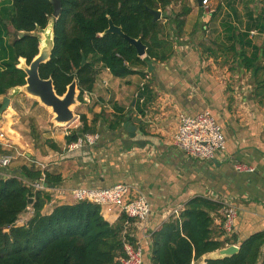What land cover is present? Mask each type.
<instances>
[{
  "label": "crops",
  "instance_id": "1",
  "mask_svg": "<svg viewBox=\"0 0 264 264\" xmlns=\"http://www.w3.org/2000/svg\"><path fill=\"white\" fill-rule=\"evenodd\" d=\"M10 1L0 0V13L11 6L7 4ZM243 2H249V5H238L244 23L245 8L249 9L247 12L252 11L254 19L261 18V30L253 29L250 39L264 48V0ZM191 9L184 19L182 34L174 39L173 57L164 63H152V71H148L151 77L144 91H140L143 76L120 79L112 76L108 69H102L93 92H85L88 94L83 95L80 103L82 116L87 118L88 126L100 133L93 148L68 152L65 136L72 130L55 131L48 134V139L59 150L50 144L48 155L38 154L39 161L33 160V154L28 153V161L22 162L13 145H9L22 146L23 138L15 125L18 113L10 95H6L11 99L10 108L0 121L3 126L0 132L5 136L0 144L7 155L14 158L9 168H0L1 178L19 177L20 168L33 167L35 161L60 177L61 181L52 187L103 189L125 183L134 187L135 196L146 197L151 205V216L145 230L137 222L128 228L144 249L143 264H151L152 235L170 218H175V210L183 209L197 197L221 206L230 202L236 208L237 218L231 233H222L221 211L211 213L215 234L230 243L226 248L240 247L252 235L264 233V89L256 86L252 72L231 73L227 67H222L221 59L216 61L204 54L203 46L210 45L215 31L221 34L222 30L218 20L209 24V14H198L199 7ZM8 31L5 40L10 43L14 34L12 25ZM241 75L247 77L241 83L243 86L224 85L225 80H238ZM261 81H264V72ZM6 96L0 97V102ZM205 111H209L221 126L226 140V152L210 161L193 158L174 144L180 126L179 116L195 117ZM121 114L132 119L128 122L136 127V138H131L124 129L125 123L111 129L105 120ZM238 163L255 171L239 172L235 167ZM35 168L38 169L37 165ZM52 196L56 195L52 193ZM65 202L48 203L43 214H51L58 205L75 204L70 195ZM102 215L110 224L121 217L116 211L108 210H102ZM263 256L264 245L258 264L262 263ZM210 257L208 254L195 264H206Z\"/></svg>",
  "mask_w": 264,
  "mask_h": 264
},
{
  "label": "trees",
  "instance_id": "2",
  "mask_svg": "<svg viewBox=\"0 0 264 264\" xmlns=\"http://www.w3.org/2000/svg\"><path fill=\"white\" fill-rule=\"evenodd\" d=\"M142 1L62 0L60 16L54 20V49L50 60L40 67L41 78H51L59 96H63L76 79L81 102L85 92H93L102 69H108L115 78L132 75L144 78L149 63L171 59L174 44L165 35L161 20L154 22L147 9L161 10L164 14L163 10L172 1ZM7 4L11 6L0 13V61H3L0 64V97L26 85L27 75L18 68L20 59L30 64L39 54L40 38L32 34L46 30L54 13L49 0H11ZM239 4L249 5V2L217 0L209 14V24L218 20L222 31L221 34L215 31L214 40L203 46V52L216 61L221 59L222 67H227L231 73L252 72L256 86L264 89V81H261L264 48L250 39L253 29L261 30V18L254 19L252 11L247 12L249 9L245 8L244 23ZM191 10L185 7L172 21L178 34H182L184 19ZM110 19L128 36L142 39L147 48L144 58L139 57L136 48L121 36L103 35ZM9 25L14 30L10 43L5 40ZM25 33L29 35L21 37ZM80 120L82 128L66 136L67 145L84 134L96 132L88 126L85 116ZM105 120L111 129L132 121L124 114ZM51 147L60 149L55 144ZM0 154H8L1 144ZM40 176L35 166H22L19 177H0V264H122L125 243L127 240L135 242L129 229L126 230V216L110 224L103 217L102 208L89 202L58 205L51 214L44 215L43 209L50 203L51 194L34 193L26 183ZM46 177L51 186L61 181L50 172H46ZM27 207L32 208L33 216L26 225L19 226L17 222ZM221 208L220 204L204 197L189 201L179 218H170L152 235L151 264H194L207 254L226 248L230 243L215 234L211 216ZM263 245L264 233H257L241 243L238 253L207 259L206 263L258 264ZM261 264H264V256Z\"/></svg>",
  "mask_w": 264,
  "mask_h": 264
},
{
  "label": "built area",
  "instance_id": "3",
  "mask_svg": "<svg viewBox=\"0 0 264 264\" xmlns=\"http://www.w3.org/2000/svg\"><path fill=\"white\" fill-rule=\"evenodd\" d=\"M210 1L203 0L202 2V6H205L207 14H211L214 10ZM150 77V73H147L141 83L140 91L145 90ZM87 94L85 93L84 95ZM179 121L180 126L174 136V144L187 155L199 160L210 161L215 159L217 155L226 152V140L222 128L209 111H205L195 117L181 114ZM4 138V133L0 132V139L4 140ZM99 139L100 133H87L69 144L66 149L68 152H74L84 148L91 149L98 143ZM13 159L12 155L0 154V168H9ZM34 163L35 166L37 165L38 170H40L41 176L35 180L26 181V183L34 193H50V203H67L65 199L70 195L75 203L89 202L99 205L102 210H108L110 212L116 211L120 216L125 215L127 218L125 223L126 230L133 222L141 223L143 230H145L151 216V205L146 197L134 195L133 186L119 183L103 189L79 187L67 190L56 188L47 182L46 172H49L48 167L38 162ZM235 167L239 172L251 173L255 171L254 168L240 163L236 164ZM52 193L56 196H52ZM181 210L183 209L175 210L173 216L179 218ZM220 211L223 216L222 229L226 233H231L237 218L236 208L233 204L227 202L222 206ZM32 216V208L27 207L26 212L20 216L17 224L19 226L26 225ZM131 237L133 236L131 235ZM125 254V258L122 259V264L144 263V249L136 241L131 243L127 240L125 243Z\"/></svg>",
  "mask_w": 264,
  "mask_h": 264
},
{
  "label": "water",
  "instance_id": "4",
  "mask_svg": "<svg viewBox=\"0 0 264 264\" xmlns=\"http://www.w3.org/2000/svg\"><path fill=\"white\" fill-rule=\"evenodd\" d=\"M53 7L54 13L52 19H58L62 10V0H49ZM203 0H198L200 6H202ZM141 3L143 1L141 0ZM149 13L153 16L154 22L160 21L162 19V12L159 10L147 9ZM51 24V20L47 29ZM51 34L47 37L43 42L40 40V49L39 54L33 59L30 64H27L26 60L20 59L21 64L18 68L22 69L27 77H26V85L23 87H17L13 93L16 91H24L31 97H34L39 100L41 104L45 107L51 109L52 113L54 114V122L57 124L62 125H69L74 122L75 120V113L73 111V107L78 104V98L80 95V91L78 89V82L75 79L68 87L67 91L63 96H59L55 90L54 82L51 78L49 79H42L40 76V67L41 65L47 63L51 56L54 49V22L51 24ZM46 29V30H47ZM39 30V29H38ZM44 30V32L46 31ZM39 32V31H38ZM38 32H34L33 36H38ZM43 32V31H41ZM105 34H116L121 36L124 40H126L131 46L136 48L137 55L141 58H144L147 53L146 45L142 42V39H134L127 34H125L121 27H118L114 24V22L110 19L109 20V28L103 33ZM28 33L21 34V37L28 36ZM86 61H83V65ZM149 72L152 71V63L148 64ZM22 89V90H21ZM12 90V91H13ZM11 99L10 97L6 96L3 99L2 105L0 107V119L2 118L5 111L10 107ZM124 129L129 133L131 138H136V127L132 125L131 122H126L124 124ZM144 143V142H138ZM32 200L30 201V204ZM240 247L236 245H231L227 248L218 250L211 254L210 259H221L225 257L232 256L238 253ZM208 255V254H207Z\"/></svg>",
  "mask_w": 264,
  "mask_h": 264
},
{
  "label": "rangeland",
  "instance_id": "5",
  "mask_svg": "<svg viewBox=\"0 0 264 264\" xmlns=\"http://www.w3.org/2000/svg\"><path fill=\"white\" fill-rule=\"evenodd\" d=\"M171 1L172 4L163 10L164 18H162L161 23L164 26L165 35L175 45L174 39L179 35L175 29V26H173V22H172L175 19V16L178 13L182 12L185 7L194 8V9H197L199 7L198 14L204 13L207 15V12L205 6L202 7L199 6L198 0H171ZM210 4L212 5V8H215L217 4V0H211ZM52 22H54L53 19H51V24ZM51 24L45 32L44 31L38 32V36L41 42H43L47 37L50 36L49 34H51V26H52ZM246 78L247 77L245 75H241L238 80L235 78L225 80L224 85L229 84L230 88L231 86L236 87L237 85H242L241 84L242 81H246ZM8 95H10L11 99L13 100L14 102L13 108L18 113L16 118L17 121L15 122L16 128L23 137L21 140L22 146L18 144L15 145L14 143L12 144L14 148L13 150L15 151L16 155L21 156V159L23 160L22 162L28 161L27 160L28 153L33 154V160L39 159L38 154L48 155L50 150L49 145L51 144L50 143L51 139H48V134L50 136L51 133L55 131L56 132L58 131L60 133L62 132L66 133L69 130H76L75 128H77L78 126L80 128L82 127V122L80 120V117L82 116L81 113L82 108L80 105L81 102L79 101L78 104L75 107H73V111L76 115L74 122L69 125H65V124L62 125L54 122V114L49 108L45 107L43 104L39 102L38 99L29 96L24 91L17 90L16 93L10 91ZM3 118L4 115L2 116L0 121H2ZM1 127L3 126H0V128ZM65 137H64V142H65Z\"/></svg>",
  "mask_w": 264,
  "mask_h": 264
},
{
  "label": "flooded vegetation",
  "instance_id": "6",
  "mask_svg": "<svg viewBox=\"0 0 264 264\" xmlns=\"http://www.w3.org/2000/svg\"><path fill=\"white\" fill-rule=\"evenodd\" d=\"M159 11H161V10H159Z\"/></svg>",
  "mask_w": 264,
  "mask_h": 264
}]
</instances>
